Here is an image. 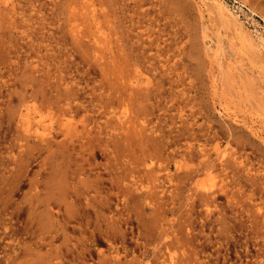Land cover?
<instances>
[{"label":"rangeland","instance_id":"rangeland-1","mask_svg":"<svg viewBox=\"0 0 264 264\" xmlns=\"http://www.w3.org/2000/svg\"><path fill=\"white\" fill-rule=\"evenodd\" d=\"M0 264H264V0H0Z\"/></svg>","mask_w":264,"mask_h":264},{"label":"bare ground","instance_id":"bare-ground-1","mask_svg":"<svg viewBox=\"0 0 264 264\" xmlns=\"http://www.w3.org/2000/svg\"><path fill=\"white\" fill-rule=\"evenodd\" d=\"M129 91H131V92H132V89L130 90V88H129ZM133 91H134V90H133ZM131 92H130V93H131ZM164 259H165V258H164Z\"/></svg>","mask_w":264,"mask_h":264}]
</instances>
